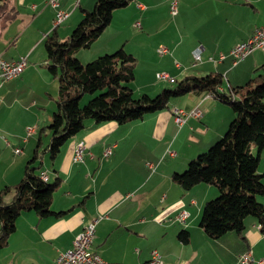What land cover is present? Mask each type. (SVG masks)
Returning <instances> with one entry per match:
<instances>
[{
  "label": "crops",
  "instance_id": "obj_1",
  "mask_svg": "<svg viewBox=\"0 0 264 264\" xmlns=\"http://www.w3.org/2000/svg\"><path fill=\"white\" fill-rule=\"evenodd\" d=\"M34 1L12 0L18 14L10 20L0 16V56L6 60L26 56L28 62L19 77L0 79V188L21 180L29 160L23 165L25 161L16 159L20 154L14 149L30 147L23 136L29 126H35L33 135L39 134L35 148L41 139L40 151L41 122L48 125L56 109L59 81L46 65V35L56 27L61 37L68 36L82 18V8L95 4V0H58L59 6L54 7L43 0L35 14L39 5ZM24 6L33 16H22ZM58 9L70 13L55 24ZM168 11L170 0H133L114 10L111 23L99 38L80 49L77 56L87 62L124 46L137 58L135 79L141 78V91L150 94L159 88L160 72H168L176 81L190 73L218 71L228 77L229 83H223L222 88H229L234 82L240 84L242 77L237 74L247 71L253 75L264 63L261 48L237 63L231 55L211 60L220 52L228 53L257 27H264V0H178V12H170L171 21L167 20ZM162 21L173 32L166 35L169 38L151 40V27ZM135 27L143 32H136ZM161 46L167 47V52L161 54ZM198 46L202 58L195 61L192 50ZM182 97L171 101L169 109L125 124L108 121L93 126L88 120L62 146L51 167L44 165L43 154L48 179L51 175L62 178L51 207L65 212L60 216L21 213L7 245L0 248V264H54L59 253L95 218L99 219L93 250L106 264H150L154 249L160 251L163 264H256L253 260L239 262V255L247 250L257 259L264 258V230L256 217L246 218L243 236L229 231L215 242L195 223L208 196L215 193L212 184L199 183L185 190L172 179L175 171L186 168L190 159L221 138L235 115L229 105L208 95L188 93ZM196 106L201 107L202 115L189 117L178 126L173 110ZM81 142L83 159L77 161L75 148ZM110 146L112 152L105 156ZM183 209L190 214L186 223L177 219ZM182 229L190 231L188 243L178 237Z\"/></svg>",
  "mask_w": 264,
  "mask_h": 264
},
{
  "label": "trees",
  "instance_id": "obj_2",
  "mask_svg": "<svg viewBox=\"0 0 264 264\" xmlns=\"http://www.w3.org/2000/svg\"><path fill=\"white\" fill-rule=\"evenodd\" d=\"M131 1L95 0L92 10L82 8L83 16L68 36L61 37L56 27L46 35V65L59 81L52 121L41 128L50 129L51 137L43 151H39V139L22 179L0 188V248L7 245L21 213L60 216L65 212L51 207L62 178H42L43 152L55 160L66 141L88 120L93 121V126L108 121L125 124L169 109L172 98L188 93L210 95L229 105L235 115L224 135L190 160L183 172L175 171L172 179L185 190L199 183L218 187L219 195L204 203L199 221L211 238L218 239L229 231L243 236L249 216L256 217L264 230V203L258 199V195H264V172L259 171L264 150V63L255 69L256 76L243 85L220 90L224 82L221 72L190 73L176 80L175 87L165 88L154 97L148 93L135 97L130 83L135 79L137 58L124 46L86 63L77 56L111 23L113 11ZM18 12L12 0H0V16L5 20ZM86 93L92 96L81 105ZM178 237L188 243L190 231L182 229Z\"/></svg>",
  "mask_w": 264,
  "mask_h": 264
},
{
  "label": "built area",
  "instance_id": "obj_3",
  "mask_svg": "<svg viewBox=\"0 0 264 264\" xmlns=\"http://www.w3.org/2000/svg\"><path fill=\"white\" fill-rule=\"evenodd\" d=\"M48 3L54 7L59 6L58 0H48ZM170 12L175 15L178 12V0H170ZM70 12L58 9L55 19V24L62 22ZM136 24H139L138 22ZM261 48L264 49V27H257L252 35L245 41L239 42L234 46L228 53L220 52L217 56H212L211 60L220 61L231 55L233 57L234 63H237L239 60L244 59L246 55L251 53L253 50ZM161 54L167 52V47L161 46L158 50ZM192 54L195 58V61L201 60L202 58V47L198 46L192 50ZM27 57L21 56L19 59L15 60H6L0 56V79L2 82L14 79L19 77L27 66ZM177 66H180V62H176ZM158 76L162 79H167L173 81L174 77L168 72L159 73ZM176 121L179 124H182L190 116L200 117L202 115V109L200 107H194L191 110H185L184 108L175 109ZM36 131L35 126L28 127V133H34ZM26 136L23 140H27ZM16 154L22 152V148L16 147L14 149ZM111 147L106 148L104 155H109L111 153ZM83 146L79 144L75 148L74 159L82 160ZM172 152V151H171ZM173 154V152H172ZM149 166L153 168L154 164L149 163ZM47 173L43 171L41 176L44 180H47ZM189 211L183 209L177 215V219L186 223L189 217ZM99 218L90 220L85 224L81 232H79L74 238L72 245L65 251L60 252L57 256L54 264H106L105 260L101 257L99 253L93 250L92 243L95 238L96 224ZM241 262H249L250 260L254 261V258L251 254L242 256L240 258ZM150 264H163L162 255L158 249L152 250ZM257 264H264V258L257 260Z\"/></svg>",
  "mask_w": 264,
  "mask_h": 264
},
{
  "label": "rangeland",
  "instance_id": "obj_4",
  "mask_svg": "<svg viewBox=\"0 0 264 264\" xmlns=\"http://www.w3.org/2000/svg\"><path fill=\"white\" fill-rule=\"evenodd\" d=\"M77 1H79V0H75V3L77 2ZM34 2H36V4L37 5H39V11H36L35 12V14H39V12H40V10H41V7H42V5H43V0H36V1H34ZM24 5H27V4H24ZM94 8V5H93V7L92 8H90L91 10ZM169 10V9H168ZM21 11H22V16H28V14H29V16H33V12H32V10L31 9H28V7L27 6H24L22 9H21ZM166 14V13H165ZM167 15V20L168 21H171L172 20V17H173V15H171V13H170V11H168V14H166ZM167 23L166 22H164V21H162L158 26H156V28L155 27H151V36H150V39L151 40H156L157 38H159L160 36L161 37H166V35H168V33L169 32H173V29L169 26V25H166ZM134 30H136V32H139V33H141V32H143L142 31V29L141 28H137V27H135L134 28ZM133 31V30H132ZM252 35V34H251ZM250 35V36H251ZM143 36V35H142ZM249 36V37H250ZM170 36H168V37H166V38H169ZM248 37V38H249ZM247 38V39H248ZM247 39H245V40H247ZM245 40H243V41H245ZM240 42H242V41H240ZM239 43V42H238ZM237 43V44H238ZM237 44H235V46L237 45ZM257 52H260V51H257ZM263 52V51H262ZM247 56V55H246ZM245 56V57H246ZM244 57V58H245ZM88 62V61H87ZM177 62V61H176ZM175 62V63H176ZM83 63H86V62H83ZM160 73H162V72H160ZM251 73L252 72H245V71H243L242 73H240V74H237V75H240L239 77H242L241 79H240V84H235L236 82H234V83H232L234 86H236V85H243V84H245L249 79H251V78H254L255 76H256V73L257 72H254V74L253 75H251ZM138 79H135V80H133V81H131V83H130V85L132 86V88H133V92H134V96L135 97H139L142 93H144L143 91H141V85H142V81H141V78L139 77V75H138V77H137ZM157 78V77H156ZM158 78H159V88H158V90H156L155 92H152L151 94L150 93H148V94H150L151 96H155V95H157L160 91H162L163 89H165V88H173V87H175V85L177 84V82L175 81V78H174V80L173 81H169V80H167V79H162V78H160L159 76H158ZM182 78V77H181ZM180 78V79H181ZM160 80H162V81H160ZM179 80V79H178ZM224 84H228L229 82H228V77H227V75H224V82H223ZM228 88V87H227ZM223 89H226V88H220V90H223ZM92 95L90 94V93H86L85 95H84V97L82 98V100H81V105H83L84 103H86L87 101H88V99L91 97ZM209 97H212V96H210V95H208ZM183 97L182 96H178V97H175V98H172L171 99V101L172 102H174V101H177V100H180V99H182ZM178 102V101H177ZM171 104V103H170ZM196 107H200V106H196ZM177 108H179V107H177ZM177 108H175V109H177ZM201 108V107H200ZM175 109L173 110L174 112H173V114H174V116H175V120H176V113H175ZM185 109V108H184ZM192 108H190V109H185V110H191ZM193 109H194V107H193ZM232 109V108H231ZM190 117H192V116H190ZM189 118V117H188ZM187 118V119H188ZM186 119V120H187ZM177 122V121H176ZM186 122V121H185ZM184 122V123H185ZM46 122L45 121H42L41 122V127H44V126H46L47 124H45ZM184 123H182V124H179L178 122H177V124H178V126H181V125H183ZM49 124V123H48ZM41 127H40V129H41ZM46 130H48L47 132H45ZM36 131H37V129H36ZM36 131L34 132V133H36ZM42 132H43V135H42V139H43V144H42V148H40V151H43L44 150V147H46V144L50 141V137H51V131H50V129H48V128H43L42 129ZM34 133H31V134H29L28 132H27V140H29V142H30V147L29 148H24V151H22L21 153H20V155H16V159H20V160H22V161H25L24 163H23V165L24 164H26V162L28 161V160H30L31 159V157H32V155H33V152H34V149H35V146L37 145V142H38V138H39V134H35V135H33ZM224 135V134H223ZM222 135V136H223ZM221 136V137H222ZM24 138L26 137V136H23ZM23 138V139H24ZM29 138V139H28ZM79 144H81L82 146H83V149H84V143L83 142H81V143H79ZM78 144V145H79ZM77 145V146H78ZM32 146H33V148H32ZM209 149V148H208ZM171 153V152H170ZM202 153V152H201ZM16 154V153H15ZM44 154V159H45V161H44V165H46V166H49V167H51L52 166V164H51V159H50V155H49V153L48 152H44L43 153ZM200 154V153H199ZM262 155H263V159L261 160V162H260V166H259V171H261V172H264V150H263V152H262ZM17 156H19V157H17ZM82 156H83V152H82ZM198 156V154L194 157V158H196ZM83 159V158H82ZM193 159V158H192ZM192 159H190V160H192ZM189 160V161H190ZM39 162V161H38ZM186 168H184L183 170H181L180 172H183L184 170H185ZM23 177V176H22ZM22 179V178H21ZM52 180H54V177H53V175H51V178H50V181H52ZM263 180H264V178H263ZM211 188H212V190H214L215 191V193L214 194H210L209 196H208V198H207V200L206 201H208V200H210V199H214L215 197H217L218 195H219V189H218V187H216L215 185H212L211 186ZM258 199H259V201H261L262 203H264V195H258ZM201 214H202V212H200V214H199V216H198V218H197V220H196V224H198L199 223V221H200V217H201ZM259 226H261L260 224H259ZM204 231V230H203ZM205 232V231H204ZM235 232V231H234ZM206 233V232H205ZM207 235V234H206ZM208 236V235H207ZM210 239H214V238H211L210 236H208ZM215 240V239H214ZM94 242V241H93ZM215 242H216V240H215ZM225 244H228L229 246H230V242H229V239H225V241H223ZM92 248H93V243H92ZM248 254H251V250H247V251H245V252H242L240 255H239V262H241L240 260V258L242 257V256H245V255H248ZM223 256L224 257H226L225 256V251L223 252ZM252 257L254 258V262L257 264V260H259V259H261V258H255L254 256H253V254H252ZM151 260V259H150ZM149 263H150V261H149ZM241 263H243V262H241ZM244 263H247V262H244Z\"/></svg>",
  "mask_w": 264,
  "mask_h": 264
},
{
  "label": "bare ground",
  "instance_id": "obj_5",
  "mask_svg": "<svg viewBox=\"0 0 264 264\" xmlns=\"http://www.w3.org/2000/svg\"><path fill=\"white\" fill-rule=\"evenodd\" d=\"M47 179H48V175H47Z\"/></svg>",
  "mask_w": 264,
  "mask_h": 264
}]
</instances>
